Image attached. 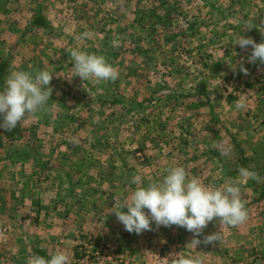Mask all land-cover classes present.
Here are the masks:
<instances>
[{"label":"rangeland","instance_id":"obj_1","mask_svg":"<svg viewBox=\"0 0 264 264\" xmlns=\"http://www.w3.org/2000/svg\"><path fill=\"white\" fill-rule=\"evenodd\" d=\"M5 11L8 14L0 17V57L6 58L10 73L53 71L50 100L55 95L59 104L66 103L62 93L69 88L80 92L81 103L75 94L66 105L83 107L65 110L48 103L35 117L36 126L28 120L14 131L19 135L22 153L9 164L19 170L22 166L23 172L17 173L18 177L16 173L15 177L6 175L5 187L13 195L29 196L37 186L38 197L46 201V195H52L43 172L50 149L72 151L77 145L76 149L87 152L100 148L95 144L98 141L108 143L103 146L110 154L113 145L126 149V142H134L128 148L134 152L130 164L134 176L142 175L145 184L162 179L166 169L182 164L184 168L200 166L201 182L219 187L228 179L218 169L236 165L235 158L237 162L247 158L246 163L260 179L239 176L238 184L245 179L241 199L255 215H247L241 225L227 226L232 232L242 227V240L247 245L243 255L233 252L232 246L227 253L237 262L244 257L245 264H264V64L249 63L251 47L235 45L240 35L264 42V0H0V14ZM38 16L47 21L45 26L34 25ZM3 20L6 22L1 23ZM73 49L104 56L118 71V78L83 83L69 78L68 85L64 73L74 71ZM241 63L248 69L246 75L240 71ZM202 83L206 85L204 96L198 92ZM200 100L203 105L198 110ZM237 104L244 107L237 108ZM69 110L88 121L79 132L67 127L70 119L65 115ZM93 117L97 121L94 126ZM121 125L124 132L119 136ZM72 137H86L87 145ZM70 140L69 146L62 144ZM13 147L17 146L10 149ZM36 153L38 158L34 157ZM194 158L196 162L191 161ZM112 161L108 157L106 165L110 167ZM211 167L216 168L214 173L209 172ZM84 168L75 185L66 179L64 186L60 182L54 190L55 205L51 206L58 215L53 225L58 233L56 246L61 247L58 250L64 247L70 251L71 264H165L171 249L162 226L153 224L152 230L139 235L126 233L112 213L115 204L129 194L131 186L135 187L132 180L123 185L113 183L112 177L121 174L113 166L108 172L114 170L115 175H96L89 158ZM188 170L191 173L190 167ZM233 180L237 181L236 176ZM23 208L18 211L26 214L30 206ZM0 226V264L5 258L4 247L11 248L9 258L13 262L9 263H27L31 254L19 253V234L24 229L30 231L31 226L9 218ZM64 231L73 233L70 245L59 241V233ZM230 239L238 240L233 236Z\"/></svg>","mask_w":264,"mask_h":264},{"label":"clouds","instance_id":"obj_2","mask_svg":"<svg viewBox=\"0 0 264 264\" xmlns=\"http://www.w3.org/2000/svg\"><path fill=\"white\" fill-rule=\"evenodd\" d=\"M83 35L87 36L88 33ZM235 45L241 49L250 46L248 62L259 61L264 64V42L257 43L251 37L240 35ZM70 55L75 76L81 80L115 81L119 76L118 71L102 55L80 49H73ZM240 71L245 75L248 73L243 63L240 64ZM52 78V73L47 70L35 74L20 70L9 73L0 90V128L11 130L18 122L24 123L29 116L37 117L50 101ZM243 107L237 104V108ZM223 155H228V152ZM239 175L258 181L260 179L258 173L244 167L239 169ZM131 183L135 187L115 204V211L112 212L129 233L139 235L150 231L153 224L157 227L175 225L193 233L191 244L197 248L201 243L198 237L214 219L230 226H237L247 219L241 188L232 179L219 187H208L198 177L189 178L183 166H174L166 169L160 180L145 184L144 177L137 174L132 177ZM221 238L217 231L205 236L204 243L220 242ZM27 264H71V259L66 251L56 250L49 258L34 254ZM169 264H203V261L198 256L174 255L169 257Z\"/></svg>","mask_w":264,"mask_h":264},{"label":"crops","instance_id":"obj_3","mask_svg":"<svg viewBox=\"0 0 264 264\" xmlns=\"http://www.w3.org/2000/svg\"><path fill=\"white\" fill-rule=\"evenodd\" d=\"M7 14H8L7 11H5L4 14L1 12L0 17H2L3 15L6 16ZM3 22H6V21L3 20L1 23H3ZM0 64L5 66L3 74L0 76V78H1L0 79V90H2L5 79L8 77V75L10 73V69L7 68V60L5 57H0ZM7 71H8V73H7ZM49 72L52 73L53 71H49ZM64 75H66L68 77V79L66 81L68 83V85L70 84L69 78L77 79L79 83H83L82 82L83 80H81L80 77L75 76L74 71L65 72ZM53 76H54V74H53ZM203 84L204 83H202V85ZM202 85L201 84L199 85L200 89L202 88L201 87ZM64 89H63L62 94H63L64 99H65L64 101L66 103H68V100L72 96H74L75 94H77V97H76V99L78 100L77 102L81 103V101L79 99L80 98L79 96H81L79 91L77 93L74 90L69 89V88H64ZM54 90L56 92L55 87H54ZM203 91L204 92L202 94H201V90L198 91L201 96H204L205 94H207L205 84H204V90ZM54 96L55 95H52L51 100L48 102L50 104V106H53V108H56V107L61 108L62 107L65 110L75 109V108L78 110H81V108H83L82 105L76 106L74 104V106L73 105L68 106V105H66V103L59 104V102H60L59 98L58 97L55 98ZM206 101H208V100H206ZM98 102L100 103L99 99H98ZM205 104L208 105V103H205ZM209 104H211V103H209ZM200 105H203V102L201 100L198 101V103L196 104V109L199 110ZM93 107L95 109L98 106H93ZM249 107H253V106H249ZM246 110H248V109H246ZM76 114H77V112L74 114V113H70V110H69L68 115H65V116L67 117V119H70V122L68 123L69 125L67 127H69L70 130H77L79 132L80 129L84 128L87 125L88 121L86 119H84L83 117H80L79 114L77 116H75ZM0 119H2V117H0ZM34 119H35L34 117L29 116L28 119L25 120V122H27L29 120L32 122V124H34L36 126L37 118L35 120ZM51 120L53 121L54 119H51ZM93 121H94V123L92 125L94 126L97 124V121H95L94 117H93ZM24 123H23V121L18 122L17 126L11 130L0 128V222L5 221L6 219L9 218V219H14L18 223H22V224L27 223L31 226L30 231H27L24 229L20 232V230H19V232H20L19 237H20V239H22L21 240L22 246L19 249L20 254L23 255V254L28 253V254H31V257H32L34 254L38 255V250L42 249L47 253V255L49 257H51V255L56 250H58V248H61L60 245L56 246L55 240H56V238L58 239V237L56 236V234H58V233H56L54 228H53V225H55V223L58 221V220H56V216L58 217L56 208H55V206H51L52 203L55 205V199L53 197L55 194V192H54L55 188H57L58 185H61L60 182L63 183V186H64V184L66 183V179L69 180L72 185H75V183L77 182V178H78L77 175H79V176L83 175V173L85 171L84 163L86 161V158L93 160L95 168L97 169L96 175L107 174V175L113 176V175H115V172H113L114 170L112 172H110V174H109L108 168H111V166L118 168L119 173H121V174L119 177H117V176L112 177V182L116 183L117 185L126 184L127 182H129V180H132V177H134L133 173H135L134 166L131 165L133 163L130 164V160L133 161L134 152L132 151V149H128L129 147H131V145H133L134 142L131 144H129V142L128 143L126 142V145L125 146L122 145V146L128 147V148L121 149V148H116V146L112 144L113 142L110 139H108V142H110L111 145L114 146V148H111V149H113L111 151V154L105 153L107 148L104 149V146H103V145H107L108 143L105 144L104 142H100V141L95 143V144L99 145L100 148L95 147L96 150H93V151L88 150L87 152L82 151L80 149V147H79V149H76L77 145H75L76 148L74 145L70 146V147L75 148L74 150L71 149L73 152L70 151V149H63L62 151H60L59 149L54 150V151L50 149L49 153H47L48 155H50L49 159L47 161V167H46V170H44L43 172H45L47 174V178H48L47 182L49 183V186L47 188H48V190H50L52 195L51 196L46 195L47 196L46 201L43 200V198L40 199V197H38V191L36 190L38 187L35 186V188L31 192L34 193V195L36 193L37 195L35 197H37V198H35L32 193H29L30 197L28 195L27 196L23 195V197L18 198V196L13 195L12 191H10L11 189H8L7 187H5V185H6L7 173H12L15 177V173L17 176L18 175L17 173L23 172L22 166H21V169L19 170L16 168L15 165H14L15 168H11L9 163L11 162L12 159L15 160L17 155H20L22 153V151H21L22 146H21V143L19 142V135L15 134L14 131L17 130L20 127V125L22 126ZM121 126H120L121 132L119 131L120 133H118L119 136H122L121 133L123 131L122 130L123 125H121ZM33 134L34 133H32L30 136V139H33L32 143H34V141H36V139L32 138ZM73 138L78 139L77 137H72V139ZM126 139H127V137H126ZM87 141H88V139H86V137L82 138V139H78V143H82V145H87ZM144 141L149 143V140L146 137H145ZM62 142H63L62 143L63 145L69 146L68 143H70L71 140L67 141V142H65V141H62ZM9 143H12V144H9ZM184 143H186V141H184ZM143 144L144 143L142 142V145ZM11 145H14L17 147L16 148L13 147L10 149ZM140 148H142L141 145H140ZM90 149H92V148H90ZM140 150L137 149V151H140ZM177 153L178 152H176V153L174 152L173 154H177ZM212 156H213L212 154H209V157H212ZM34 157L38 158L39 154L36 153L34 155ZM108 157L113 158V161L110 163V167L108 165H106ZM129 157H130V159H129ZM178 157H179V159L183 158L182 154H180V156H178ZM237 158H239V157H237ZM193 160L195 161V158L192 159L191 161H193ZM240 162H241V159H239V161L237 162V159L235 158V164L236 165H234V166L226 165V166H223V168H219L218 171L222 172L221 174H223L225 177H227L228 180L229 179L233 180V176H236L237 182H241L240 181L241 179L239 178V176H240L239 175V169L241 167H244V166ZM191 163H193V162H191ZM225 164L226 163H224V165ZM32 165L34 166V164H32ZM33 166H31V167H33ZM42 166H43V164L41 165V167ZM176 166H178V165H176ZM179 166H183V165L180 164ZM189 167H190L191 173H189L190 172L188 170ZM189 167H185V169L187 170L188 175L190 174V178L198 177V172H200L199 170H202V169H198V168H200V166H197V167L189 166ZM17 170H19V172H17ZM214 170H216V168L211 167L209 169V172L214 173L215 172ZM36 179H38V178L36 177ZM44 179H45V177H44ZM121 179H122V181H121ZM243 181L244 182L239 185L240 188H241V186L246 184L245 179ZM111 185H115V184L111 183ZM131 187L134 188L133 186H131ZM208 187H209V185H208ZM211 187H213V186H211ZM242 189H244V186L242 187ZM65 195L62 196V199L64 198ZM27 204H29V206H30V209L27 210V213L26 214L19 213L21 211H18V209L22 210V211L25 210L23 207H26ZM9 206H14V207L17 206L18 209L9 210L10 208H7ZM245 207H246V209H248L247 207H249V205H245ZM11 211H16V212H11ZM17 212H18V214H17ZM247 214L250 217H253L255 215V214H251L248 210H247ZM108 221L109 220H107L106 222L108 223ZM107 223H105L106 226H108ZM43 225L45 227H43ZM227 226L228 225H226V224H221L219 220L216 221L214 219L212 222H210L207 225V227L203 230V233L198 237L201 240V243L197 246V248L193 247V245L191 244V241L193 239V233L187 231L186 229H184L182 227H177L175 225H173L171 227H163L162 226L163 233H166L169 237V247L171 249V255H169V257L174 256V255L198 256L202 259L203 264L204 263H206V264H223L224 262H226L227 264H245L244 261H246V259L244 257H242V260L240 259L237 262V261H235V259L234 260L230 259L228 256V253H227L228 250L230 252L231 248H233L234 249L233 252H238L240 255L244 254L243 253L244 246H247L245 241L242 240L243 237H245V234H244L245 231H243L242 230L243 228L240 227L239 230L236 228L232 232L231 228L227 227ZM32 227L34 229H32ZM2 229L3 228H1V226H0V232H2ZM4 230L7 231L6 228ZM124 230H125V228H124ZM217 231H219V233L221 234V237H222L221 243H219L218 241H217L218 243L216 241H213V242L207 243V244L204 243L205 236L213 234ZM124 232L128 233L127 231H124ZM59 235H60L59 241L63 245H70L73 233H67L64 231V232H60ZM74 235H75V233H74ZM231 236H233L234 238H236L238 240L230 239ZM25 243H34V245H27ZM0 246H2V245L0 244ZM59 250H64L67 253L70 252L69 250L64 249V247L62 249H59ZM238 253H236V254L238 255ZM4 254H5V258L1 262V264H12V263H9V262H13L12 259L9 258V255L11 254V248L4 247ZM20 254H18V255H20ZM169 257H168V259H165L166 260L165 264H167V261L169 262ZM11 258L14 259V257H11ZM20 258H23V257H20ZM232 261H235V262L232 263ZM18 264H21V263H18ZM22 264H27V263L22 262Z\"/></svg>","mask_w":264,"mask_h":264},{"label":"trees","instance_id":"obj_4","mask_svg":"<svg viewBox=\"0 0 264 264\" xmlns=\"http://www.w3.org/2000/svg\"><path fill=\"white\" fill-rule=\"evenodd\" d=\"M34 24H35L36 26H45V25L47 24V21L44 20V17H43V16H38V17L35 19ZM4 69H5V66H3V65L0 64V76L3 74ZM0 79H1V78H0ZM201 85H202V84H201ZM201 87H202V88H201V94H202V93L204 92V91H203V90H204V84H203ZM246 161H247V158H243V157H242L240 163H242L243 166H244L245 168L250 169V170H252V171H255V170L253 169V167H250L249 164L246 163ZM263 186H264V185H263ZM38 255H39V256H42V257H45V258H49V256L47 255V253H46L44 250H42V249H39V250H38Z\"/></svg>","mask_w":264,"mask_h":264}]
</instances>
